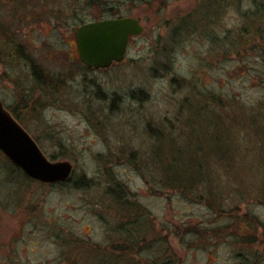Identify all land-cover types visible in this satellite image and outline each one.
<instances>
[{
    "label": "rangeland",
    "instance_id": "rangeland-1",
    "mask_svg": "<svg viewBox=\"0 0 264 264\" xmlns=\"http://www.w3.org/2000/svg\"><path fill=\"white\" fill-rule=\"evenodd\" d=\"M262 9L264 0H0V24L31 42L36 70L49 74L43 91L31 82L26 129L50 161L72 165L68 181L41 185L0 162V264H124L115 247L125 240V264H264V152L247 120L264 122ZM112 15L143 32L120 63L88 69L73 52L76 28ZM14 66H0L10 106ZM220 130L236 136L222 160ZM169 155L188 170L190 194L167 184ZM244 215L251 246L233 227Z\"/></svg>",
    "mask_w": 264,
    "mask_h": 264
},
{
    "label": "water",
    "instance_id": "water-1",
    "mask_svg": "<svg viewBox=\"0 0 264 264\" xmlns=\"http://www.w3.org/2000/svg\"><path fill=\"white\" fill-rule=\"evenodd\" d=\"M143 29L133 18L104 19L82 24L76 29L79 61L88 69H106L126 55L129 37ZM0 152L28 177L47 184L69 180L72 165L67 161L52 162L32 138L3 108L0 102Z\"/></svg>",
    "mask_w": 264,
    "mask_h": 264
},
{
    "label": "flooded vegetation",
    "instance_id": "flooded-vegetation-1",
    "mask_svg": "<svg viewBox=\"0 0 264 264\" xmlns=\"http://www.w3.org/2000/svg\"><path fill=\"white\" fill-rule=\"evenodd\" d=\"M102 1H105V0H102ZM127 17L128 16L112 15V16H109L108 18H104V19H121V18H127ZM128 18H132V17H128ZM104 19H101V20H104ZM133 19H135V18H133ZM101 20H96V21H101ZM20 21H21V18H18V23ZM96 21H92V22H96ZM138 22L143 29V26L141 25L140 21H138ZM87 23H89V22H87ZM23 34L24 35L22 37H27V39H29V40H31V37L33 35L31 33V31H26V32L24 31ZM17 36H18V34L15 31L5 30V28L0 24V38H2L0 41L1 42L0 66L1 67L6 66L7 69L5 68V70H8L9 67H11V69L15 70L16 67L14 65H16L17 67L21 66V67H19V72H18V82L15 81L16 86L14 87L15 93H17L16 97L18 98L19 101L18 102L15 101L14 102L15 105H13V106L5 104V102L2 98H0V102L3 105V108L11 116V118L19 126H21L22 129L29 135V137L32 138V140H34L35 143L37 144L35 137H33V135L30 132H28V130L26 129V126H25L26 122L27 121L29 122L28 116L35 109V107H36L35 105L38 103V101L36 100V97H35L37 85L36 86L31 85V82L33 81L35 84L37 82V79L41 80L42 84L39 83L38 88H40L41 91H43V86H44L43 82H46V79L48 78L49 74L45 71L36 70V66H35L34 62L37 59L35 57L36 53L34 50V46L31 44V42L29 45H26L25 42H20L19 39L16 38ZM64 36H66V35H64ZM138 36H140V35H138ZM138 36H132V37L128 38L126 53H127L128 47L130 45V42ZM63 45L66 48L68 46V42H64ZM73 46H74L73 52H74L75 56L77 57L78 56V48H77V43H76V31H75V41L73 40ZM5 48H7L6 53H4ZM44 53H46L45 54L46 56H51V55L55 54V53H53V50H51V48L46 49L44 51ZM112 64H117V63H112ZM17 98H16V100H17ZM0 154L2 155L4 161L8 165L11 166L13 171L18 172L20 175L27 178L29 181L36 182V183H39L41 185L42 184L43 185L62 184V183L47 184V183H42V182L36 181V180L28 177L27 175H25L20 168L14 166L10 161H8L3 156V154L1 152H0ZM130 224L131 223L129 222V224L127 226H125L124 231H121V232H124L128 235L132 234ZM120 242L122 244H120L118 247H115V250L123 251L122 253L124 254V261H125L124 264H125L128 261V258L130 257L129 251L131 248V243L127 240H125L124 242H122V241H120Z\"/></svg>",
    "mask_w": 264,
    "mask_h": 264
},
{
    "label": "trees",
    "instance_id": "trees-1",
    "mask_svg": "<svg viewBox=\"0 0 264 264\" xmlns=\"http://www.w3.org/2000/svg\"><path fill=\"white\" fill-rule=\"evenodd\" d=\"M99 1H102V0H87V2H88V4H90V5H95V4H98V2ZM260 8L257 6V10L256 11H258ZM262 12H263V9L261 10ZM257 15V14H256ZM264 16V12L262 13V15L260 14V13H258V15H257V17H259L258 19L259 20H261L262 19V17ZM258 19H257V21H258ZM243 38V37H242ZM241 38V41L243 42V40L244 39H242ZM240 41V42H241ZM38 80V83H41V80H39V79H37ZM42 84V83H41ZM264 104V103H263ZM194 116V115H193ZM246 119V118H245ZM248 122H249V124H248V127L249 128H253L254 129V132H255V136L254 137H256L257 139H258V137H259V135H260V142L262 143L261 144V148H260V150H262L263 152H264V122H261V123H258L260 120L259 119H254L253 117H248ZM221 131V130H220ZM227 135H226V132L225 133H223L222 131H221V136H218L219 137V139H217L216 137H214V139L212 140V144L214 145V146H216V144H217V142H221L222 143V146L224 147V149H223V154L222 155H218V154H215V156L216 157H219V159H220V157H221V160H222V158L223 157H226V156H228V155H230L229 154V152H228V150L231 148V142L233 141V140H235L234 138L236 137L235 135H230L231 137H229V140H228V138L226 137ZM222 137V138H221ZM233 139V140H232ZM175 147V146H174ZM232 147H236V146H232ZM214 150V149H213ZM215 151V150H214ZM165 152V153H164ZM163 153L165 154V155H168V153H167V149L164 151ZM201 153H203V152H201ZM212 156H211V158H212V160L214 159V154H211ZM251 158H252V154L250 153V154H248ZM248 155H242L241 157H239L240 158V160H241V165H242V167H243V164H244V162L245 161H247L246 160V157L248 156ZM169 156H171V155H169ZM180 156V155H179ZM183 157V156H182ZM204 160H205V158H206V155L205 156H201ZM163 158V157H162ZM181 158V157H180ZM231 157H229V159H230ZM0 162L2 163H4L5 161H4V159H3V157H2V155L0 154ZM6 163V162H5ZM162 163H163V165H164V167H165V169H164V173H165V175H166V182H167V184H168V181L169 180H171L172 181V185L171 186H174V188H176V189H179V190H181L180 192L182 193V194H184V195H187V194H190V192L186 189L187 187L185 186V187H182V183L180 182V179H184L185 181H186V179L188 178V176L190 175L189 174V172H188V170H186V169H184V168H179L178 166V161H177V159L176 158H173L172 156L171 157H164L163 159H162ZM181 163H183V162H181ZM7 164V163H6ZM8 165V164H7ZM178 165V166H177ZM182 165V164H181ZM241 167V168H242ZM182 174V175H181ZM200 174V173H199ZM187 175V176H186ZM193 177V176H192ZM190 180V178L187 180V181H189ZM248 194V193H247ZM199 197H201V196H199ZM237 199H239V198H237ZM230 200L231 201H233V197H230ZM232 213V212H231ZM253 221H252V219H247V217H246V215H244V216H241V217H236V220H235V222L233 223V227H235L236 228V230L238 231V233H239V235H240V237H238V238H240V242L242 243V244H245V245H249V246H251L252 244H254L255 243V236H254V233H253V229H252V226H253Z\"/></svg>",
    "mask_w": 264,
    "mask_h": 264
}]
</instances>
